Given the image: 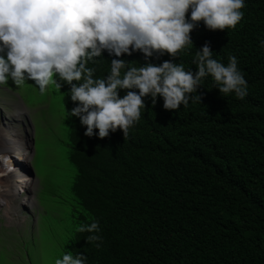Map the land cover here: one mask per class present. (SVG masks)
<instances>
[{
	"label": "trees",
	"instance_id": "1",
	"mask_svg": "<svg viewBox=\"0 0 264 264\" xmlns=\"http://www.w3.org/2000/svg\"><path fill=\"white\" fill-rule=\"evenodd\" d=\"M244 5L235 28L210 31L201 21L190 33L193 45L174 60L168 54L150 60L195 72V53L208 42L213 59L227 65L237 58L248 86L243 100L221 96L209 75L195 93L201 103L169 111L162 97L154 105L146 97L125 139L121 130L100 139L98 129L84 135L70 113L76 106L70 86L60 81L75 168L62 257L86 255L85 264H264V0ZM114 58L105 51L88 66L104 78ZM121 58L128 67L145 63L140 52ZM93 221L99 248L76 231Z\"/></svg>",
	"mask_w": 264,
	"mask_h": 264
},
{
	"label": "clouds",
	"instance_id": "2",
	"mask_svg": "<svg viewBox=\"0 0 264 264\" xmlns=\"http://www.w3.org/2000/svg\"><path fill=\"white\" fill-rule=\"evenodd\" d=\"M244 6V0H0V85L11 81L19 87L32 81L43 93L50 84L61 88L63 81L76 105L71 116L86 127L85 136L93 137L98 129V137L104 139L121 130L125 139L139 121L146 97L151 96L153 105L162 97L169 111L187 107L190 101L201 103L195 93L209 75L221 96L234 93L239 100L247 96L237 58L230 56L227 65L213 59L208 42L195 53V72L173 62L178 52L193 45L190 33L199 22L210 31L235 28ZM105 51L115 58L107 76L96 78L97 69L88 65H95V58ZM133 52L145 58L140 67H128L130 63L121 58ZM164 54L173 60L150 62L154 55ZM57 75L59 81L54 79ZM120 90H127L123 97ZM0 164L13 170L11 157L2 153ZM24 174L26 184L16 195L30 209L31 165L21 170ZM76 231L88 233L86 242L100 247L98 222L81 224ZM86 260V255L66 252L55 264Z\"/></svg>",
	"mask_w": 264,
	"mask_h": 264
},
{
	"label": "rangeland",
	"instance_id": "3",
	"mask_svg": "<svg viewBox=\"0 0 264 264\" xmlns=\"http://www.w3.org/2000/svg\"><path fill=\"white\" fill-rule=\"evenodd\" d=\"M4 122L22 132L29 148L32 142L28 163L34 178L30 209L19 195L9 213L0 204V264H55L71 230L68 205L75 175L63 93L54 84L41 93L32 81L0 85V125Z\"/></svg>",
	"mask_w": 264,
	"mask_h": 264
},
{
	"label": "bare ground",
	"instance_id": "4",
	"mask_svg": "<svg viewBox=\"0 0 264 264\" xmlns=\"http://www.w3.org/2000/svg\"><path fill=\"white\" fill-rule=\"evenodd\" d=\"M22 132L10 126L7 122L0 125V153L12 159V171L0 164V204L6 213L12 207V201L18 191L26 184L27 176H21L24 167H30V152ZM31 177V176H29ZM33 178L31 177V182ZM31 204V203H30Z\"/></svg>",
	"mask_w": 264,
	"mask_h": 264
}]
</instances>
